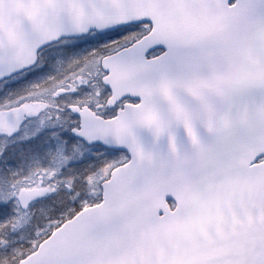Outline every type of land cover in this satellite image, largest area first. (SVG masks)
<instances>
[{
  "label": "snow or ice",
  "instance_id": "obj_1",
  "mask_svg": "<svg viewBox=\"0 0 264 264\" xmlns=\"http://www.w3.org/2000/svg\"><path fill=\"white\" fill-rule=\"evenodd\" d=\"M0 264H264V0H0Z\"/></svg>",
  "mask_w": 264,
  "mask_h": 264
}]
</instances>
